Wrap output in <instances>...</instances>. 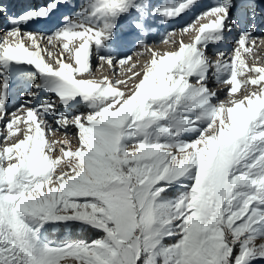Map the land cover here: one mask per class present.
<instances>
[{"label":"snow or ice","instance_id":"6c2138e0","mask_svg":"<svg viewBox=\"0 0 264 264\" xmlns=\"http://www.w3.org/2000/svg\"><path fill=\"white\" fill-rule=\"evenodd\" d=\"M199 7L45 0L15 15L0 2L10 25L0 37V264H264V66L247 60L260 40L257 0H218L179 29L197 33L189 44L166 32L161 42L178 43L175 51L160 54L147 40L157 23ZM62 9L51 35L26 30ZM121 21L151 54L142 75L132 72L135 53L114 51ZM237 28L231 53L219 50ZM210 46L219 59H209ZM93 60L132 74L84 78ZM17 74L38 82L10 111ZM212 78L228 86L227 102ZM73 128L75 147L49 139ZM72 227L97 238L49 239Z\"/></svg>","mask_w":264,"mask_h":264},{"label":"bare ground","instance_id":"6f19581e","mask_svg":"<svg viewBox=\"0 0 264 264\" xmlns=\"http://www.w3.org/2000/svg\"><path fill=\"white\" fill-rule=\"evenodd\" d=\"M218 1V0H216ZM21 4V3H20ZM23 4V3H22ZM215 4H210V6H213ZM12 7V6H11ZM205 8V7H204ZM199 9V8H198ZM203 9V8H201ZM197 11V10H196ZM195 11V13H196ZM203 12V11H201ZM200 13V12H199ZM193 14V13H192ZM195 18H190L188 19V21L185 23V24H188V23H191ZM61 20V19H60ZM204 21V20H203ZM202 21V22H203ZM61 22V21H60ZM205 22H208V21H205ZM59 26V25H58ZM184 25H182L179 29H181ZM257 26H259L257 24ZM198 27V26H197ZM158 29V28H157ZM160 29V28H159ZM179 29H177V32L175 34L174 37H172L171 39H174L176 41H179L181 39H183V42L185 44H189L192 42V40L194 39L195 35L197 34L195 31H190L189 33L187 34H181V32L179 31ZM156 30V29H155ZM135 36L134 35H129L127 36L126 39L124 40H121V42L123 41V48L121 49H118V50H114L115 53L118 55V56H125V55H133L135 53V55H133V60L130 62V64H136V67L132 69V72H139L141 73L142 75V71H143V68L144 66L151 60V54L146 51L145 49L141 48L139 45L135 46V47H132L130 48V41L132 38H134ZM263 37V35H262ZM163 39V38H162ZM161 40H151L150 42H148L151 46V48L160 53V54H163L164 52H167V51H175L178 47H179V44L176 43V44H172L171 42L169 43H162ZM121 42L117 43V45H119ZM47 43V42H46ZM234 44V43H233ZM232 44L231 45H220L219 46V50H222V51H225L230 54L231 53V50L233 49L234 45ZM259 42L257 41L256 45L253 47V51L249 54V56L247 57V60H248V64L249 65H252V64H258V65H261V66H264V55H263V51H264V47L261 48L259 45ZM129 46V48H128ZM226 46H231V47H226ZM230 49V50H228ZM121 50H125L124 52H122ZM218 49L215 47V46H210L209 49L207 50V54H208V57L209 59L215 61L217 59H219V57H217L215 55V52L217 51ZM142 53V54H141ZM66 56V54H65ZM70 61V60H69ZM71 62V61H70ZM95 62L97 63V65H99L98 69H97V75L95 73V70L92 71L93 72V76L97 75V80H100L102 79L104 76H109L110 78L112 79H126L127 76H130L132 73L128 71V67L130 65H127V66H124V67H119L118 70L120 72V75H114L113 73V70L110 69L107 64H103V65H100V62L98 60H93L92 63ZM94 67H96V64L93 65ZM93 69V67H92ZM91 69V70H92ZM95 77V78H96ZM99 77V79H98ZM140 76H137L136 78H138ZM86 78H89V77H86ZM135 78V79H136ZM246 77H240V79H245ZM135 79L133 80H129L128 81V86L131 87L132 85H134L136 82H135ZM24 80V79H23ZM139 80V79H138ZM26 81V80H25ZM31 82V81H30ZM38 82V80L36 81ZM34 83V82H33ZM209 87L211 90L213 91H216L218 94H219V98L221 100H224L225 102H227L228 100V96H227V85H224V84H217L214 80V78L210 79L209 80ZM42 94H45V93H42ZM244 93L243 91H241L240 94L237 95L236 98H240V96H242ZM12 98H14L13 102H9V110L11 111L14 106H15V103L18 101V99H16V95H13V96H10ZM19 97V96H18ZM45 97V96H44ZM45 98H52L49 95H47ZM54 98V97H53ZM83 107H80L78 109V111H83L82 109ZM19 114V113H18ZM75 114V113H74ZM55 124H53V127H54ZM0 131H4L5 134H6V130H4L2 128V126H0ZM63 131V130H61ZM75 132V129H70L69 131V135L71 133ZM60 131H56L54 134L50 135L49 136V139H56V140H64V139H69V135H62V136H59ZM10 142H15L14 140L13 141H10ZM73 144V147H75L76 145L74 144V142L72 143ZM3 144H0V147H2Z\"/></svg>","mask_w":264,"mask_h":264},{"label":"rangeland","instance_id":"374dc122","mask_svg":"<svg viewBox=\"0 0 264 264\" xmlns=\"http://www.w3.org/2000/svg\"><path fill=\"white\" fill-rule=\"evenodd\" d=\"M24 1H26V0H24ZM209 1H212V0H202V2L200 3V7H199V9H201V8H203V9H205L207 6H206V4H209ZM216 1V0H215ZM154 2H156V3H159L160 2V0H154ZM218 1H216V3H217ZM21 4H20V6H18V8L19 9H23V7H27V5L28 4H24L23 2H22V0H21V2H20ZM23 3V4H22ZM205 7V8H204ZM203 9H201V10H203ZM196 10H198V9H195V11ZM195 11H194V13H195ZM196 13H197V11H196ZM188 16H192V13L191 14H189ZM2 21H5V18L4 17H2ZM59 21H61L62 22V18H61V20L59 19ZM205 21H207V20H204L203 22L204 23H206ZM61 22H60V25H61ZM202 22V21H201ZM58 26V25H57ZM198 26V25H197ZM1 26H0V37H2L4 34H1L2 33V31H1ZM9 27L7 26V28L6 29H8ZM159 29L160 27H157L156 26V29ZM5 29V30H6ZM161 30V33L162 32H165L164 30H162V28H160ZM28 31H32V32H35V33H38V32H36V31H33V30H28ZM159 31V32H160ZM52 33H54L53 31L52 32H50L48 35H51ZM178 33V32H177ZM26 43H27V41H26ZM42 43V46L43 47H45V48H47L48 49V51H50V52H52L53 53V59H55L57 56H59V51L57 50V48L56 47H52V46H49L47 43H46V41H42L41 42ZM117 46V44L115 45V44H113V47H116ZM124 46L122 45V48H123ZM118 49H121V47H119V45L117 46V49L116 50H118ZM122 52H124L125 50H121ZM66 56H67V54H66ZM45 59H48V57H47V55L45 54ZM49 62H52V61H49ZM68 62H70L69 60H68ZM96 64V63H95ZM97 65V64H96ZM95 70V67H94V69L92 70V71H94ZM19 75V74H18ZM97 75H95V76H92V77H89V78H94V79H97V77H96ZM99 76V75H98ZM87 76H85L84 78H86ZM96 77V78H95ZM21 78L22 79H24V81L26 80V83L28 84V86L29 85H32V84H35V83H37L36 81H37V79H35V78H33V77H31V78H24L23 76H21ZM141 77H138V78H136L135 79V82H138V79H140ZM13 79H14V77H13ZM13 79H12V81H13ZM98 79H99V77H98ZM31 81V82H30ZM34 82V83H33ZM125 90H127V89H125ZM47 95H49V94H47V93H45V94H42V96L44 97H46ZM53 98V97H52ZM83 109V111H84V108H82ZM82 111V112H83ZM59 132V131H58ZM75 133H76V130H75V132H73V133H71L70 135H69V139L72 141V143L74 142V144L76 145V138H75ZM65 134V132H64V130L63 131H60V133H59V135H58V137L59 136H62V135H64ZM59 228H54V229H51L52 231H56V230H58ZM60 229H62V228H60ZM49 232V239L50 240H52L53 242H55V243H61V242H63L64 240H66V239H73V240H76V239H85V240H91V239H94V238H97V233H95L94 231H88V230H82V229H80L79 227H72V228H70V229H63L60 233H55V232ZM260 242H262V241H257V243H260Z\"/></svg>","mask_w":264,"mask_h":264}]
</instances>
